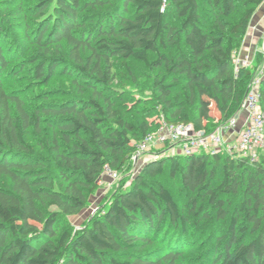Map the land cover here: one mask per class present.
<instances>
[{
	"label": "trees",
	"instance_id": "obj_1",
	"mask_svg": "<svg viewBox=\"0 0 264 264\" xmlns=\"http://www.w3.org/2000/svg\"><path fill=\"white\" fill-rule=\"evenodd\" d=\"M25 1L35 2V28L27 24L35 47L17 74L30 67L43 84L67 75L81 96L27 108L7 87L4 72L16 63L0 38V264H181L191 227L207 237L199 264H264L263 160L161 155L75 233L66 219L88 207L106 168L132 163L159 126L151 116L208 128L238 112L258 66L238 68L235 55L264 0ZM91 9L106 13L89 25ZM2 22L0 12V37ZM128 60L162 71L152 88L158 111L113 89L116 62ZM260 99L264 110V80ZM167 171L185 194L183 209L158 182Z\"/></svg>",
	"mask_w": 264,
	"mask_h": 264
},
{
	"label": "rangeland",
	"instance_id": "obj_2",
	"mask_svg": "<svg viewBox=\"0 0 264 264\" xmlns=\"http://www.w3.org/2000/svg\"><path fill=\"white\" fill-rule=\"evenodd\" d=\"M34 3V1L10 0L9 3L0 4V12L3 20V30L0 38L5 46H8V50L13 52L11 53V57L15 59L13 63H16L4 72L7 76V87L10 91L19 92L29 109L37 107V105H40L44 101H63L65 99L81 96L78 88L71 83L70 77L67 75L59 74L50 83L43 84L34 77L30 67H26L25 70L17 74V67H19L21 63H26L28 53L34 50L33 48L35 47L28 41L29 35L27 33V24H29L28 26L31 29H34L36 25V18L29 14V7L33 6ZM105 13L106 11L104 9L100 11L89 10L87 15L93 20L89 21L88 24L91 25L90 23H95L98 17ZM61 47L67 52L68 46L66 43L61 45ZM114 71L115 77L112 87L114 90L119 91V93H123L125 96L129 97L130 100L127 102L128 104L140 102L141 109H158L153 97L152 88L153 80L162 72L161 70H153L141 62L128 60L127 65L116 62ZM211 115L212 117L220 116L215 105L212 107ZM150 119L159 123V125L163 121V117L159 113L151 116ZM213 121L214 120L209 121L207 126L208 129L216 127L217 124ZM43 127L46 139L50 140L52 131L45 124ZM28 142L34 147L36 153L44 156L48 161L50 160L47 144L43 143L33 131H30ZM177 151H179V148L175 149L169 142L162 147H152L150 153L142 155L137 163L132 159V163L123 171L118 172L117 177L112 178L104 174L100 178L96 190L91 194L88 207L80 214L66 217L72 233H75L85 224L89 223L92 217L104 210L119 192L129 188L145 163L161 155L179 153ZM218 154H220L222 158H228L234 161L241 158L239 154L234 151H228L224 146ZM260 160H263L264 163V150L260 151L259 161ZM52 171L55 176H57L56 170ZM218 175L219 177L223 175V169L221 167L218 168ZM158 182L172 190L176 201L183 209L186 204V198L185 194L180 190L177 180L171 179L167 171ZM233 201L234 203H238L240 201V195H235ZM203 233L195 227H191L186 237V249L184 250L181 264L200 263L203 256L202 254L205 251V241L207 239V237H202L204 236Z\"/></svg>",
	"mask_w": 264,
	"mask_h": 264
},
{
	"label": "built area",
	"instance_id": "obj_3",
	"mask_svg": "<svg viewBox=\"0 0 264 264\" xmlns=\"http://www.w3.org/2000/svg\"><path fill=\"white\" fill-rule=\"evenodd\" d=\"M264 55V46L261 51ZM250 66L247 61L237 66ZM264 80V60L252 76L241 107L238 112L225 122H220L213 129L197 128L192 123H167L164 120L159 127L141 140L132 156L135 163L142 155L171 143L179 148L182 155L196 153L216 154L224 146L230 152H236L241 158L251 162L259 161L260 151L264 150V110L261 106L260 89ZM246 112L247 119L240 125L241 113ZM155 154V153H153ZM117 177L118 172L106 168L103 175Z\"/></svg>",
	"mask_w": 264,
	"mask_h": 264
},
{
	"label": "crops",
	"instance_id": "obj_4",
	"mask_svg": "<svg viewBox=\"0 0 264 264\" xmlns=\"http://www.w3.org/2000/svg\"><path fill=\"white\" fill-rule=\"evenodd\" d=\"M264 46V2L255 10L249 28L244 36L241 49L235 55L236 65L247 61L249 65H257L264 60L261 51ZM256 66V67H257ZM247 119L246 112L241 113L240 125ZM215 122V121H213Z\"/></svg>",
	"mask_w": 264,
	"mask_h": 264
}]
</instances>
